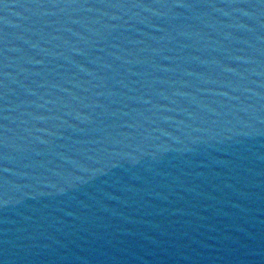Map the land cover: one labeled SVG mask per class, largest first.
<instances>
[{"label":"water","instance_id":"water-1","mask_svg":"<svg viewBox=\"0 0 264 264\" xmlns=\"http://www.w3.org/2000/svg\"><path fill=\"white\" fill-rule=\"evenodd\" d=\"M0 264H264V0H0Z\"/></svg>","mask_w":264,"mask_h":264}]
</instances>
